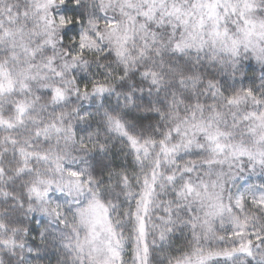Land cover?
I'll list each match as a JSON object with an SVG mask.
<instances>
[{"label": "snow or ice", "instance_id": "obj_1", "mask_svg": "<svg viewBox=\"0 0 264 264\" xmlns=\"http://www.w3.org/2000/svg\"><path fill=\"white\" fill-rule=\"evenodd\" d=\"M0 264H264V0H0Z\"/></svg>", "mask_w": 264, "mask_h": 264}]
</instances>
